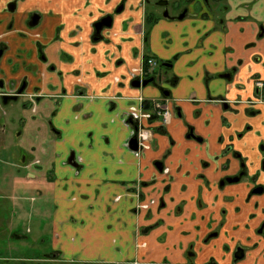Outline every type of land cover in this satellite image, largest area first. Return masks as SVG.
I'll return each mask as SVG.
<instances>
[{
  "label": "crops",
  "instance_id": "1",
  "mask_svg": "<svg viewBox=\"0 0 264 264\" xmlns=\"http://www.w3.org/2000/svg\"><path fill=\"white\" fill-rule=\"evenodd\" d=\"M11 1L0 0V91L25 90L0 99L3 110L23 106L1 175L14 213L0 235L29 241L16 217L41 219L50 193V250L63 262L264 264V191L251 194L264 185V107L246 104L264 81V0H164L167 17L159 0H18L13 13ZM147 56L169 65L165 80L132 87ZM162 88L166 126L153 113ZM135 127L146 137L137 152L127 146ZM241 161L245 178L221 187Z\"/></svg>",
  "mask_w": 264,
  "mask_h": 264
},
{
  "label": "rangeland",
  "instance_id": "2",
  "mask_svg": "<svg viewBox=\"0 0 264 264\" xmlns=\"http://www.w3.org/2000/svg\"><path fill=\"white\" fill-rule=\"evenodd\" d=\"M5 110L0 108V142L4 144L3 146L1 145L0 148V190H7V185H3L5 180L3 181L2 179V172L4 171V167L9 166L13 162V159L11 158L10 155H8V149L12 148L13 151H17V145H19V142L17 141L16 138V133L15 128H17L18 124V118L21 115V112L23 110L22 102L21 100L19 102L12 103L10 106L4 107ZM15 119L16 123L12 125H7L8 121L11 119ZM7 126L5 127L4 130L5 134L2 131V126ZM6 135V136H5ZM6 150L5 153H3V150ZM5 186V187H4ZM16 193L23 197L25 200H23V204H30L32 205L33 203L29 201V197H34L35 199L37 196H34L33 194L29 193L25 195L22 193L24 189L21 186H18V189H15ZM10 192L12 190H9ZM42 198L44 199V205L43 212L44 215L41 216L40 218H37V214L34 212L32 213L33 216L29 213L26 218L20 219L19 217H16L17 221H21V230L20 231H26L25 229L29 228L31 229L32 234L27 235L30 240L29 241H18V240H12L8 241V238L4 235H0V264H12V263H21V260H15V259H24L27 261H32V263L27 262V264H83V263H69V262H63L61 259L58 258H53L51 250H50V233L49 231L51 230V212H52V203L51 201L53 200L52 194L48 193L46 195H42ZM27 199V200H26ZM39 199V198H38ZM12 202L7 201L5 199L0 198V217L4 219L0 220V231H7L6 225L7 222L6 220L10 218L11 213H14V210L11 207ZM146 207V208H145ZM151 204L145 205L144 209H150ZM33 211L31 207V212ZM37 211V210H35ZM25 217V216H24ZM31 218V219H30ZM10 220V219H9ZM12 220V219H11ZM10 220V221H11ZM41 224V230L44 231L45 233H41L39 236H43L42 239H44V243L39 244L33 241L34 238H36V225ZM37 256H40L38 261H35V258Z\"/></svg>",
  "mask_w": 264,
  "mask_h": 264
},
{
  "label": "flooded vegetation",
  "instance_id": "3",
  "mask_svg": "<svg viewBox=\"0 0 264 264\" xmlns=\"http://www.w3.org/2000/svg\"><path fill=\"white\" fill-rule=\"evenodd\" d=\"M18 2V0H12L11 2H9L7 4V7H6V10L8 12H11L13 13L15 11V7H16V3ZM167 2L164 1V0H159L157 2V6L163 8L164 10V16L167 17V11H166V6H167ZM184 16V13H182L180 15V17ZM105 18H110V25L109 26H103L102 29L97 32L96 28H95V25L97 23H99L101 20L105 19ZM180 18V19H182ZM101 20L97 21L95 24H94V34H93V40H98L100 39L101 37V32L103 29L105 28H109L111 26V22H112V18L110 16H106L104 18H102ZM39 22V16L37 14H33L31 17H30V20H29V23L28 25L30 27H35ZM4 44H0V55H2L3 53V48H4ZM150 62V64L148 63ZM167 66H169L168 64L166 63H162V62H159V61H156L155 59H153L152 57H144V60H143V64H142V67L139 71H132V73L130 74V79H131V85L134 81H139V83L141 84L143 81H146V80H149L151 79L150 83H148L146 86L150 85V84H154V83H161L162 81H164V76L162 75V72L160 71L161 69H165ZM223 77H228V75H223ZM258 81H262V80H255L254 81V89H255V93L253 95V97L251 98L250 101H247L246 104H247V108L249 110H251V114H255L257 112H259V110L257 109L258 106H263L264 107V99L260 100L259 99V91L258 89L256 88V82ZM264 82V81H263ZM145 86V87H146ZM142 87V86H140ZM139 87V88H140ZM137 88V87H135ZM22 89V92L21 94H19V90ZM24 90H25V86L22 85L18 90L16 91H0V99L2 100L3 96H17V99L15 101H18V99L22 96H24ZM163 92L167 94L166 95H163ZM161 98L159 100H155L153 101V106H154V115L156 118H160V121H161V125L162 126H166L168 124V121L171 117V111L170 109L166 106V104L164 103L166 101V99L169 98L170 96V92L168 89H165V88H162L161 89ZM37 100V97H33V96H30L28 101L29 103L31 104V106L33 104H35V101ZM15 101H8L7 103L9 102H15ZM221 102L222 104H224V101H219ZM2 103H3V100H2ZM6 105V104H5ZM159 110H167L168 113H169V117H168V120L166 123H162V116H160L158 114ZM132 117H129V119H127V122L128 123H131V120H132ZM136 129V132H134L133 134V137L132 138H136L137 139V143H138V147H137V150L136 151H133V152H137L139 150V148L142 147V144L143 142L146 140V137L145 135L140 131L138 130L137 127H135ZM141 135L144 137L142 138ZM188 136L189 137H192V138H195L197 139L196 137L193 136L192 132L188 133ZM130 140V139H129ZM128 146V145H127ZM129 148V146H128ZM236 154V153H235ZM236 157L239 158V154H236ZM155 167H157L159 170H161V172L163 174H167L169 172V170L165 167H163V165L161 164V162H156L155 163ZM241 167L242 169L236 174L234 175L233 177H226L225 179H223L222 181H220V186H224L225 184H234V183H238L240 182L243 178H245V174H246V170H245V165L243 163V161H241ZM261 171L264 172V159L261 160ZM235 178H238V181L237 182H234V183H229L228 180L229 179H235ZM258 176L255 177V179H257ZM263 192L264 191V185H258L256 187H254L252 190H251V194H261V193H254V191H257V190H260ZM262 229L264 228V225H262L261 227ZM261 229V231H262ZM237 252V251H236Z\"/></svg>",
  "mask_w": 264,
  "mask_h": 264
},
{
  "label": "water",
  "instance_id": "4",
  "mask_svg": "<svg viewBox=\"0 0 264 264\" xmlns=\"http://www.w3.org/2000/svg\"><path fill=\"white\" fill-rule=\"evenodd\" d=\"M180 18H182V16L179 17V19ZM109 25H110V18H105V19L101 20L99 23H97L95 25V28H96L97 32H99L103 26H109ZM150 81H151V79L143 81L141 84L139 83V81H134L131 86L137 87V88H139L140 86L145 87L148 83H150ZM21 92H22V89L19 90V94H21ZM163 95L167 96V94L164 92H163ZM16 99H17V96H3V98H2L3 104H7L8 101H15ZM128 146H129V149L131 151H136L137 147H138L137 139L136 138L130 139L128 141ZM237 181H238V178L228 180L229 183H234ZM261 192H262L261 189L254 191V193H261ZM241 257H242V251H241V249H237V252L235 253L234 258L240 259Z\"/></svg>",
  "mask_w": 264,
  "mask_h": 264
},
{
  "label": "built area",
  "instance_id": "5",
  "mask_svg": "<svg viewBox=\"0 0 264 264\" xmlns=\"http://www.w3.org/2000/svg\"><path fill=\"white\" fill-rule=\"evenodd\" d=\"M150 64V62H148ZM256 88L258 89L259 93V99L262 100L264 99V82L263 81H258L256 82ZM158 114L162 116V123H166L169 117V113L167 110H159ZM144 136V135H143ZM142 135L141 137L144 138Z\"/></svg>",
  "mask_w": 264,
  "mask_h": 264
},
{
  "label": "trees",
  "instance_id": "6",
  "mask_svg": "<svg viewBox=\"0 0 264 264\" xmlns=\"http://www.w3.org/2000/svg\"><path fill=\"white\" fill-rule=\"evenodd\" d=\"M39 259V258H38ZM21 263L20 264H27V262H30V263H32V261H20ZM10 264V263H9ZM12 264H19V263H12Z\"/></svg>",
  "mask_w": 264,
  "mask_h": 264
}]
</instances>
